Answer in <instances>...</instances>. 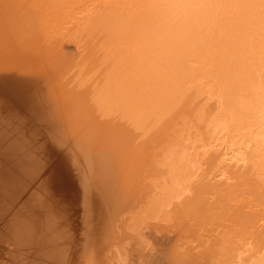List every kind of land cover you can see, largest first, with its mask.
I'll list each match as a JSON object with an SVG mask.
<instances>
[{
	"label": "bare ground",
	"instance_id": "6f19581e",
	"mask_svg": "<svg viewBox=\"0 0 264 264\" xmlns=\"http://www.w3.org/2000/svg\"><path fill=\"white\" fill-rule=\"evenodd\" d=\"M0 247L264 264V0H0Z\"/></svg>",
	"mask_w": 264,
	"mask_h": 264
},
{
	"label": "rangeland",
	"instance_id": "374dc122",
	"mask_svg": "<svg viewBox=\"0 0 264 264\" xmlns=\"http://www.w3.org/2000/svg\"><path fill=\"white\" fill-rule=\"evenodd\" d=\"M68 43V42H67ZM66 44V43H65ZM66 46L67 47H65L66 48V50H65V52H68V55H67V57H69V59L70 58H76L77 57V54H78V52L76 51V49L71 45V44H66ZM77 53V54H76ZM2 251H3V249H2ZM2 251H1V247H0V258H2L1 256H3V258H4V260L2 259V260H0V264H9L8 263V261H7V254H6V251L4 250L3 251V253H2ZM4 255H5V257H4Z\"/></svg>",
	"mask_w": 264,
	"mask_h": 264
}]
</instances>
